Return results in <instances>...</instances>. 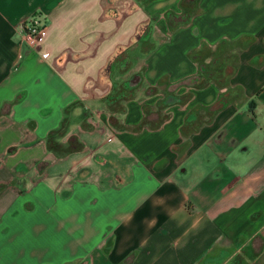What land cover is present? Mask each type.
Masks as SVG:
<instances>
[{
    "label": "crops",
    "instance_id": "crops-1",
    "mask_svg": "<svg viewBox=\"0 0 264 264\" xmlns=\"http://www.w3.org/2000/svg\"><path fill=\"white\" fill-rule=\"evenodd\" d=\"M0 264H264V0H0Z\"/></svg>",
    "mask_w": 264,
    "mask_h": 264
},
{
    "label": "built area",
    "instance_id": "built-area-1",
    "mask_svg": "<svg viewBox=\"0 0 264 264\" xmlns=\"http://www.w3.org/2000/svg\"><path fill=\"white\" fill-rule=\"evenodd\" d=\"M21 32L27 45L37 50L43 40L46 25L38 13H34L22 19L20 23Z\"/></svg>",
    "mask_w": 264,
    "mask_h": 264
},
{
    "label": "rangeland",
    "instance_id": "rangeland-1",
    "mask_svg": "<svg viewBox=\"0 0 264 264\" xmlns=\"http://www.w3.org/2000/svg\"><path fill=\"white\" fill-rule=\"evenodd\" d=\"M130 81H134V77H132V78L130 79Z\"/></svg>",
    "mask_w": 264,
    "mask_h": 264
}]
</instances>
